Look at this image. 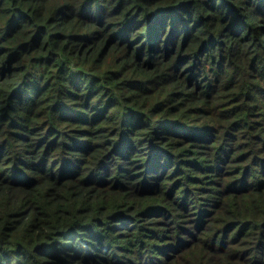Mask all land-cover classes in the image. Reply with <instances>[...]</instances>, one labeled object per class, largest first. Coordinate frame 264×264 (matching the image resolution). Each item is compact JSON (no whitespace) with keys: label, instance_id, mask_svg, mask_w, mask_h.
Wrapping results in <instances>:
<instances>
[{"label":"trees","instance_id":"1","mask_svg":"<svg viewBox=\"0 0 264 264\" xmlns=\"http://www.w3.org/2000/svg\"><path fill=\"white\" fill-rule=\"evenodd\" d=\"M0 264H264V0H0Z\"/></svg>","mask_w":264,"mask_h":264}]
</instances>
